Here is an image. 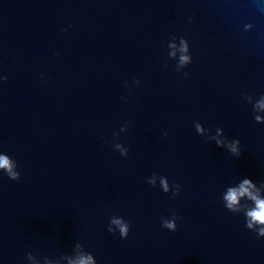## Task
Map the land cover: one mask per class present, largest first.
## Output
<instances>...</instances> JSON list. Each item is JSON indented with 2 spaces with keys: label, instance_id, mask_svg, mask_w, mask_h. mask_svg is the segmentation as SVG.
I'll return each instance as SVG.
<instances>
[{
  "label": "clouds",
  "instance_id": "1",
  "mask_svg": "<svg viewBox=\"0 0 264 264\" xmlns=\"http://www.w3.org/2000/svg\"><path fill=\"white\" fill-rule=\"evenodd\" d=\"M193 17H189L191 23ZM252 26L245 25V31ZM67 31V29H65ZM167 56L169 60H175L174 65L176 72L182 73L184 78H189L190 73L185 71L186 68L193 62V57L190 52V45L187 38L173 36L167 44ZM168 67L167 64L164 65ZM7 76L0 75V83L6 82ZM133 83L139 86L140 81L134 80ZM127 87V83L125 84ZM127 100V97H121ZM242 99L252 106L253 118L256 123L264 124V94L258 98L248 93L242 94ZM193 126L198 135L204 136L208 141H214L217 147L227 150V152L235 158H239L242 154L241 142L239 139H229L221 127L215 128V134H212L211 129L205 128L199 121H194ZM129 130L126 123L120 128V132L126 133ZM114 138L119 136V133H113ZM163 136L166 138L168 133L165 131ZM114 150L127 158L129 149L122 143H115ZM18 162L12 159L6 153L0 152V173H3L9 180L19 181L21 172L18 170ZM159 186L161 190L167 194L171 192V198L175 199L181 192L182 185L178 182L169 183L165 176L158 175L153 172L147 178V183L152 187ZM221 200L224 208L233 214L243 215L245 228L254 232L257 238H264V181L257 184L250 178H241L233 186H228L221 195ZM180 217L173 211L171 217L162 218L161 226L170 232H175L178 229L177 221ZM131 230V222L123 217L113 215L110 217L107 225V232L116 235L119 234L121 239H127ZM27 264H97L96 257L86 250L83 244L77 242L74 244L70 253H64L57 257L41 256L39 249L30 250L25 253Z\"/></svg>",
  "mask_w": 264,
  "mask_h": 264
}]
</instances>
